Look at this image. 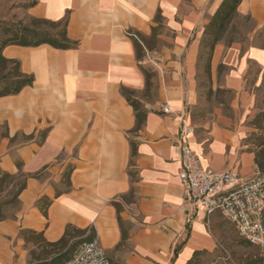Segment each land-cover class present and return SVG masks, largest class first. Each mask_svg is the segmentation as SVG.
Instances as JSON below:
<instances>
[{"label":"crops","instance_id":"crops-1","mask_svg":"<svg viewBox=\"0 0 264 264\" xmlns=\"http://www.w3.org/2000/svg\"><path fill=\"white\" fill-rule=\"evenodd\" d=\"M28 1L35 3L28 16L68 17V37L78 47L9 46L3 51L20 62L33 84L0 98V129L6 126L8 133L0 138V172L39 173L40 178L28 180L17 218L0 221V264H37L20 237L22 230L43 233L47 242L56 243L70 225L94 227L111 264H187L197 251L212 253L217 244L211 218L186 199L179 179L181 144L187 141L205 168L236 171L243 181L257 171L255 155L243 149L246 127L236 126L234 117L220 109L200 125L191 114L200 104L201 41L223 0ZM238 15L251 20L247 40L220 42L211 61V89L234 94V116L252 105L248 83L264 82V49L257 45L264 42V0H242ZM153 29L160 46L146 50L139 61L130 33L150 37ZM142 67L156 73L152 100L144 94ZM124 89L136 92L148 112L138 131ZM164 102L169 115L161 112ZM66 174L71 189L57 196L67 189ZM132 189L135 203L126 204L122 197ZM42 198L51 201L47 217L36 205ZM114 202L122 206L119 214ZM118 216L129 233L122 245Z\"/></svg>","mask_w":264,"mask_h":264},{"label":"trees","instance_id":"trees-1","mask_svg":"<svg viewBox=\"0 0 264 264\" xmlns=\"http://www.w3.org/2000/svg\"><path fill=\"white\" fill-rule=\"evenodd\" d=\"M242 0H223L215 15L210 19L205 27L204 36L200 45V53L198 56V69L200 74V82L203 80L207 83L209 93L211 90V61L215 47L220 42H225L230 45L236 42H245L247 40V33L251 30V20L249 17L240 18L238 15V6ZM35 3H29L28 9L33 7ZM162 17L156 16V21L161 22ZM240 23L248 25L244 30L243 37L237 33V27ZM0 32V98L15 96L22 92L26 87L32 86L33 77L25 75L21 71V64L19 61L11 60L3 55L5 48L9 46L19 47H39L42 45H49L55 49L66 51L76 49L78 43L69 39L67 27L68 17L62 21H50L43 18H36L28 16L27 21H19L16 23L1 24ZM134 41L136 55L139 61L145 57L146 50H151L153 44H156V29H153L150 37H145L140 33H130ZM262 36V34H260ZM258 45L264 49V42ZM146 78L145 96H147L153 88V82L156 79V73L149 68L142 67ZM223 66H220L219 73L222 74ZM221 92V90H218ZM228 92V91H227ZM122 95L133 107L136 115V131L140 130L147 117V110L139 101L136 92L124 89ZM252 125L257 131L261 132L259 136V143L257 149L249 151L255 155V165L257 170L264 174V112L257 114L252 122ZM0 138H8L7 128L4 126L0 129ZM17 138V137H16ZM31 137H24V140H29ZM132 156L131 164L133 166V159L136 156V146L132 142ZM132 179L134 171L129 170ZM30 178H40L39 173L26 174L20 171L18 174H10L0 172V221L9 219H16V213L20 209L21 201L20 195L26 189L27 182ZM64 179L67 183V189L64 192H58L57 196L70 191V175L66 174ZM135 189H132L127 196L122 197L126 204L135 203ZM51 201L47 198L40 199L36 205L42 214L48 216V208ZM118 214L122 209L120 203L114 202ZM118 222L121 229L122 239L120 245L124 244L129 233L123 221L118 216ZM20 237L24 238L26 248L30 250L32 261L37 264H66L80 248V246L97 237L94 227L88 229H78L74 226H67L64 236L56 243H49L45 240L43 233H36L33 231L22 230ZM207 251H197L187 264H197V259ZM259 264H264V259H261Z\"/></svg>","mask_w":264,"mask_h":264},{"label":"built area","instance_id":"built-area-1","mask_svg":"<svg viewBox=\"0 0 264 264\" xmlns=\"http://www.w3.org/2000/svg\"><path fill=\"white\" fill-rule=\"evenodd\" d=\"M161 112L171 114L167 103L161 104ZM181 154L179 179L186 199L199 206L206 218L217 214L229 222L241 239L261 251L264 259V174L257 170L253 179L243 181L236 171L205 168L187 141L181 144ZM66 264H111V261L96 237L82 244Z\"/></svg>","mask_w":264,"mask_h":264},{"label":"rangeland","instance_id":"rangeland-1","mask_svg":"<svg viewBox=\"0 0 264 264\" xmlns=\"http://www.w3.org/2000/svg\"><path fill=\"white\" fill-rule=\"evenodd\" d=\"M28 0H0V26L4 23H16L19 21L28 22ZM248 25L240 23L237 27V33L242 36ZM1 32V27H0ZM263 45V44H257ZM160 44H153L152 49H158ZM150 70L153 71L151 68ZM154 72V71H153ZM200 104L192 111L193 122L196 125L209 120L212 121L214 113L220 109L223 114L234 117L236 126L246 127V135L242 141L245 151H254L259 143L260 131H257L252 122L257 114L264 112V82L254 87V80L248 83V90L253 96L251 106L242 107L235 113L230 109V104L234 98L232 92L226 90L213 91L209 93L207 83L200 82ZM156 79L153 82V88L147 95L152 100L156 93ZM237 114V115H236ZM210 230L216 241L217 247L212 253H204L197 259V264H259L263 259L261 251L254 246L249 245L241 239L233 226L215 214L211 218Z\"/></svg>","mask_w":264,"mask_h":264}]
</instances>
